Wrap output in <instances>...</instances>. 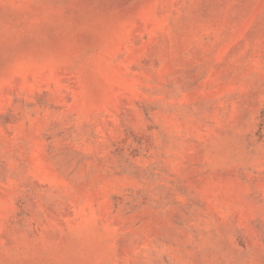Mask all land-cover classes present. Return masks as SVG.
Wrapping results in <instances>:
<instances>
[{
	"label": "rangeland",
	"instance_id": "1",
	"mask_svg": "<svg viewBox=\"0 0 264 264\" xmlns=\"http://www.w3.org/2000/svg\"><path fill=\"white\" fill-rule=\"evenodd\" d=\"M0 264H264V0H0Z\"/></svg>",
	"mask_w": 264,
	"mask_h": 264
}]
</instances>
